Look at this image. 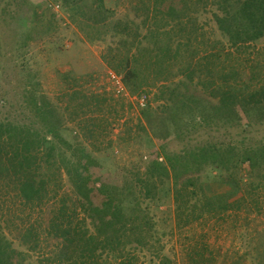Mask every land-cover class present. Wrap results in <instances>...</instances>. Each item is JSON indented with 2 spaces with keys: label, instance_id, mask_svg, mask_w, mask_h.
Listing matches in <instances>:
<instances>
[{
  "label": "trees",
  "instance_id": "trees-1",
  "mask_svg": "<svg viewBox=\"0 0 264 264\" xmlns=\"http://www.w3.org/2000/svg\"><path fill=\"white\" fill-rule=\"evenodd\" d=\"M5 1L0 0V62L5 37L14 31L2 28ZM48 1L102 31V60L123 76L132 95L158 84L157 106L142 110L137 125L156 146L130 169L111 170L64 136L65 117L39 84L26 85L20 109L0 99V264H178L163 254L153 211L172 201L182 230L241 210L245 182L250 193L264 186V143H249L264 128V74L257 72L260 66L252 65L251 74L240 69L241 58L264 44V0H138L145 18L134 33L113 24L116 11L108 0ZM206 15L226 40L228 55L215 45L201 48L208 34L198 20ZM55 19L34 13L23 47L53 36ZM236 128L242 131L237 137ZM201 133L210 138L200 141ZM63 175L80 199L74 206L81 226L55 228L51 235L63 246L58 253H45L31 240L29 250H19L5 232L14 225L8 204L42 211L57 200ZM208 182L232 189L209 195Z\"/></svg>",
  "mask_w": 264,
  "mask_h": 264
},
{
  "label": "rangeland",
  "instance_id": "rangeland-1",
  "mask_svg": "<svg viewBox=\"0 0 264 264\" xmlns=\"http://www.w3.org/2000/svg\"><path fill=\"white\" fill-rule=\"evenodd\" d=\"M138 2L108 0V6L116 11L113 24L122 23L132 33L141 27L145 16L139 10L142 6ZM34 13L48 19L55 15L57 31L53 36L31 42L24 48L22 35L33 27ZM1 14L2 19L7 20L2 22L3 31H14L10 38L5 37V60L0 62V70L4 69L6 73L4 71L0 75V99H9L10 105L20 109L26 85L39 84L41 92L65 117L64 136L73 145L81 144L111 170L130 169L156 146L154 139L137 129L139 108L115 96L108 79V72L112 69L102 60L107 53V45L99 41L103 37L100 35L102 31L87 27L81 17L75 19L58 6L51 7L48 0H6ZM12 16L16 17L15 22ZM210 19L206 15L198 20V27L208 34V45L201 48L204 50L215 45L219 50L225 48L228 55L227 42ZM110 26L113 31L114 26ZM111 36L107 37L106 43L112 42ZM252 65L260 66L257 72L264 74V44L258 45L255 52L248 51L240 60L241 67H238L251 74ZM157 85L143 89L149 92L150 106L154 107L157 106ZM8 109L7 113L11 112V107ZM83 128L86 130L83 131ZM88 131L93 133L94 138ZM241 133L236 128L234 136ZM200 136V141L210 138L205 133ZM249 139L250 144L264 143V128L256 130ZM63 182L64 187L57 200L42 211L33 212L22 203L16 208L12 203L8 204L12 209L14 225L6 227L5 232L16 242L19 250H29L26 242L31 240L45 253H58L63 246L57 234L51 235L55 233V228L62 230L63 226H81L83 217L80 211L75 210L76 205H80V199L65 175ZM249 184L247 181L243 187L245 202L241 210L231 211L219 218H205L186 229H177L172 201L158 212L153 211L163 254L178 264H189L191 260L198 264L264 263V186L250 193ZM205 189L209 195H217L232 188L208 182ZM195 251L200 252V257ZM112 264L118 263L113 261Z\"/></svg>",
  "mask_w": 264,
  "mask_h": 264
},
{
  "label": "built area",
  "instance_id": "built-area-1",
  "mask_svg": "<svg viewBox=\"0 0 264 264\" xmlns=\"http://www.w3.org/2000/svg\"><path fill=\"white\" fill-rule=\"evenodd\" d=\"M108 79L114 90L115 96L118 99H124L132 104H135L139 108V111H142L150 106L151 97L149 92L145 91L138 95H132L124 84L123 76L113 71L108 72Z\"/></svg>",
  "mask_w": 264,
  "mask_h": 264
}]
</instances>
